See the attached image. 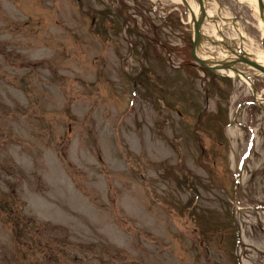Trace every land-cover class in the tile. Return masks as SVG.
<instances>
[{"label":"rangeland","instance_id":"rangeland-1","mask_svg":"<svg viewBox=\"0 0 264 264\" xmlns=\"http://www.w3.org/2000/svg\"><path fill=\"white\" fill-rule=\"evenodd\" d=\"M182 6L0 0V264H264V74L204 71ZM207 7L262 55L255 5Z\"/></svg>","mask_w":264,"mask_h":264},{"label":"bare ground","instance_id":"bare-ground-1","mask_svg":"<svg viewBox=\"0 0 264 264\" xmlns=\"http://www.w3.org/2000/svg\"><path fill=\"white\" fill-rule=\"evenodd\" d=\"M247 2H251L253 5H255L257 7L256 10L259 11V5H258V0H246ZM182 3L184 4V1L182 0ZM189 3V6H190V9L186 6V14L189 16V19L191 20L192 19V13L195 15V17H197L198 15H200L201 11H200V7L198 6V4H196V2H191V1H188ZM206 20L209 21V20H212V13L210 11H206ZM213 24L215 25L214 27H212V29L209 31L208 29V32H209V36H208V39H215L217 41H219L222 45V47H226V48H229L225 43H228L230 41H232L229 37L227 36H224L222 35L221 38H217V36H215V32L216 30H218L220 28V25L217 24L216 22L213 21ZM261 26H262V29H263V32H262V36H263V40H264V20L261 22ZM198 54L204 58L205 60H208L209 62H216V61H220V60H216L214 59L215 57H213L212 55H209L208 54H204L202 53V51H198ZM255 62H258L260 63L262 66H264V51L262 53V55H259L258 58H255L254 59ZM222 72H226V73H229L233 76H235L237 74V72H235L234 70L232 69H228V70H224V69H221ZM238 75V74H237ZM242 80H245L250 86H252V83L249 81V80H246V78H244L243 76L241 77Z\"/></svg>","mask_w":264,"mask_h":264},{"label":"water","instance_id":"water-1","mask_svg":"<svg viewBox=\"0 0 264 264\" xmlns=\"http://www.w3.org/2000/svg\"><path fill=\"white\" fill-rule=\"evenodd\" d=\"M183 1H184V4L190 9L188 1L187 0H183ZM197 1L199 2L201 13L198 17H195V15L192 13V20L194 23V33H195V39H194V44H193V48H192L193 56L198 62L203 64L205 67H207L211 70H215L218 66H216V67L210 66L206 60L202 59L197 54V49H198L200 42L202 40V32H201L202 23H203L204 19L206 18V15H207L204 0H197ZM258 2H259L260 14H261L262 18H264V0H258ZM240 60L244 61L248 64L253 65L255 68L261 70L264 73V66H262L260 63H257V62H255V61H253V60H251L245 56H241ZM238 61L239 60H233V61L224 63L223 67H229L231 64L236 63ZM235 70L239 71L236 68H235Z\"/></svg>","mask_w":264,"mask_h":264}]
</instances>
